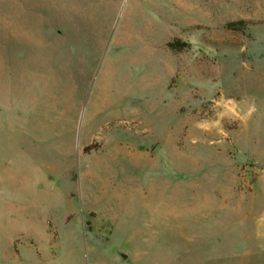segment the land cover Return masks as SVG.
<instances>
[{"label":"rangeland","instance_id":"obj_1","mask_svg":"<svg viewBox=\"0 0 264 264\" xmlns=\"http://www.w3.org/2000/svg\"><path fill=\"white\" fill-rule=\"evenodd\" d=\"M0 264H264V0H0Z\"/></svg>","mask_w":264,"mask_h":264},{"label":"water","instance_id":"obj_2","mask_svg":"<svg viewBox=\"0 0 264 264\" xmlns=\"http://www.w3.org/2000/svg\"><path fill=\"white\" fill-rule=\"evenodd\" d=\"M127 257H128V255L125 254V253H122V254L120 255V258H121L122 261H124L125 259H127Z\"/></svg>","mask_w":264,"mask_h":264}]
</instances>
